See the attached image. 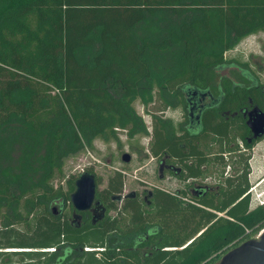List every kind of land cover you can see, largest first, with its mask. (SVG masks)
<instances>
[{
    "label": "trees",
    "instance_id": "obj_1",
    "mask_svg": "<svg viewBox=\"0 0 264 264\" xmlns=\"http://www.w3.org/2000/svg\"><path fill=\"white\" fill-rule=\"evenodd\" d=\"M262 32L264 0H0V264H216L257 237L264 204L252 206L248 193L252 156L217 205L200 203L211 210L174 197L129 201L121 221L110 216L86 232L54 211L76 176L65 188L54 182L96 140L119 143L120 128L147 137L137 102L150 115L156 101L186 107L185 87L216 89L217 69L239 63L226 54ZM255 77L250 95L264 110ZM163 128L180 149L173 123ZM122 182L112 175L101 191L97 180L109 210ZM159 239L158 250L135 247Z\"/></svg>",
    "mask_w": 264,
    "mask_h": 264
},
{
    "label": "flooded vegetation",
    "instance_id": "obj_2",
    "mask_svg": "<svg viewBox=\"0 0 264 264\" xmlns=\"http://www.w3.org/2000/svg\"><path fill=\"white\" fill-rule=\"evenodd\" d=\"M225 69L228 73L221 72ZM248 71L250 70L243 67L240 62H234L217 69L216 89L199 90L185 87L183 94L186 107L176 108L182 111V117L178 121L163 116L165 111H162L161 114L150 111L152 119L151 127L148 128L147 151L132 145V142L138 141L141 137L130 138L127 128L118 129L120 140L117 144L121 147L122 136H124L126 142L129 143L128 149L137 157L142 155L140 159L147 160L148 163L142 171L144 178H136L137 190L129 191L127 189L125 176L127 173L125 171L116 169L113 172V175L117 173L122 175L123 182L119 195L124 199L118 202L111 198L116 205H111L110 210V204L98 197L99 190L97 188L96 200L106 208L103 220L95 224L92 222L93 210L96 208L95 203L90 210L78 211L73 206L71 199L67 202L63 199L57 200L54 206L56 215L62 216V220L67 219L75 229L86 232L89 226L102 225L110 216L111 220L116 217L118 221H121L125 215L126 203L129 201H138L140 206L148 207L156 201L174 197L177 202H183L186 205L194 204L202 207L205 206L200 203L217 205L221 188L227 186L228 180L233 181L242 176L243 159L252 156L255 145L264 140V136L256 139L248 124V116L253 109L258 107L264 111L250 95L252 87L258 90L260 86L256 77L248 76L247 78L243 75ZM224 79L230 82L229 94L223 88ZM261 88V92L264 93V87ZM208 110L217 113L219 117L216 119L215 116H206ZM167 120L173 123L175 136L182 138L180 139L182 142L179 144L180 149L173 146L170 129L163 128V123ZM160 133L164 135L162 143L159 139ZM125 154L121 155L122 161ZM130 162H124L126 163L124 165L128 167ZM84 172H88V169L86 168ZM83 173L74 175L76 176L75 190L76 181ZM95 176L98 180V176L96 174ZM115 207L116 210H114ZM205 208L211 210L209 207ZM141 244L143 243L136 244V249L158 250L162 239L155 240L149 245L142 246ZM67 253L70 254V252H65L63 259L68 257Z\"/></svg>",
    "mask_w": 264,
    "mask_h": 264
},
{
    "label": "rangeland",
    "instance_id": "obj_3",
    "mask_svg": "<svg viewBox=\"0 0 264 264\" xmlns=\"http://www.w3.org/2000/svg\"><path fill=\"white\" fill-rule=\"evenodd\" d=\"M226 58L228 60L236 59L241 63H247L250 71L247 73L244 72L243 74L247 78L248 76L255 77V75H258L262 80H264V72L260 71V68H264V33L262 32L244 39L235 49L226 54ZM226 70L227 69L221 70V72L228 73ZM135 107L137 112L142 115L147 127L150 129L152 119L151 114H147L143 106L138 102L135 104ZM149 109L157 114H161L162 111H165L162 115L167 118H171L174 121H178L182 117V111L180 109H164L159 101L153 103ZM122 141L123 144L120 147L114 142L106 144L100 140H96L94 144V151H85L77 158L71 159L66 163L64 169L65 179L55 180V186L58 187L59 185H62L65 188V182L67 179L73 175L77 176L80 173H83L86 168L92 167L94 173L98 176L100 181L99 190L102 191L107 187V182L116 169H122L127 173V175H125L127 189L129 191L137 190V184L135 183L136 178H144L142 171L148 161H142L140 159L142 155L138 156V158L136 154L132 153L128 149L129 143L126 142V138L124 136H122ZM148 142L149 138L143 137L139 138L138 141L136 140L132 142V145L139 149L141 147L144 151H147ZM122 153H128L131 156V162L128 167L125 166L124 164L126 163L121 160ZM252 158V167L249 175L251 186L264 180V140L255 145L252 150ZM255 205L256 203L253 202L252 206Z\"/></svg>",
    "mask_w": 264,
    "mask_h": 264
},
{
    "label": "water",
    "instance_id": "obj_4",
    "mask_svg": "<svg viewBox=\"0 0 264 264\" xmlns=\"http://www.w3.org/2000/svg\"><path fill=\"white\" fill-rule=\"evenodd\" d=\"M248 119L254 137L262 138L264 136V111L257 107L249 113ZM130 160L131 156L126 153L123 161L128 163ZM97 188L95 174L86 172L77 179L76 190L70 197L73 206L78 211L90 210L93 204H96V208L93 210V224L103 220L106 215V208L96 200ZM112 199L121 202L124 197L115 195ZM217 264H264V230L257 237L226 252Z\"/></svg>",
    "mask_w": 264,
    "mask_h": 264
},
{
    "label": "built area",
    "instance_id": "obj_5",
    "mask_svg": "<svg viewBox=\"0 0 264 264\" xmlns=\"http://www.w3.org/2000/svg\"><path fill=\"white\" fill-rule=\"evenodd\" d=\"M263 184H264V180L250 187L248 193L250 194V197H251V204H253V202H255L256 205L264 204V185ZM49 251H53V249H49Z\"/></svg>",
    "mask_w": 264,
    "mask_h": 264
},
{
    "label": "crops",
    "instance_id": "obj_6",
    "mask_svg": "<svg viewBox=\"0 0 264 264\" xmlns=\"http://www.w3.org/2000/svg\"><path fill=\"white\" fill-rule=\"evenodd\" d=\"M251 167H252V163H251Z\"/></svg>",
    "mask_w": 264,
    "mask_h": 264
},
{
    "label": "bare ground",
    "instance_id": "obj_7",
    "mask_svg": "<svg viewBox=\"0 0 264 264\" xmlns=\"http://www.w3.org/2000/svg\"><path fill=\"white\" fill-rule=\"evenodd\" d=\"M85 173V172H84Z\"/></svg>",
    "mask_w": 264,
    "mask_h": 264
}]
</instances>
